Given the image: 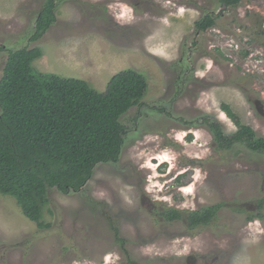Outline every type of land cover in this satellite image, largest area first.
<instances>
[{"label":"rangeland","instance_id":"obj_1","mask_svg":"<svg viewBox=\"0 0 264 264\" xmlns=\"http://www.w3.org/2000/svg\"><path fill=\"white\" fill-rule=\"evenodd\" d=\"M55 1L56 21L33 41L48 0H0V80L9 51L38 46L43 73L104 91L134 69L149 90L122 118L119 162L99 164L79 192H49L50 229L0 194V264H264V156L218 149L203 123L236 133L226 104L264 137L254 105L264 111V0L226 10L218 0ZM205 13L219 16L198 32ZM217 204V218L194 230L161 215Z\"/></svg>","mask_w":264,"mask_h":264},{"label":"trees","instance_id":"obj_2","mask_svg":"<svg viewBox=\"0 0 264 264\" xmlns=\"http://www.w3.org/2000/svg\"><path fill=\"white\" fill-rule=\"evenodd\" d=\"M242 1L218 0L224 10ZM55 10L56 1L48 0L37 16L33 41L56 21ZM218 16L205 13L195 23L197 31L211 29ZM42 52L38 46L9 51L0 80V194L14 198L27 219L48 230L52 227L45 221L49 192H79L99 164L119 162L128 134L122 118L144 105L149 84L143 73L127 69L99 91L85 80L39 71L34 62ZM222 108L238 130L227 135L219 123L204 118L218 149L227 151L241 144L264 156V137L242 124L230 106L222 104ZM221 206H205L187 216L169 208L161 215L171 223L188 221L194 230L212 223Z\"/></svg>","mask_w":264,"mask_h":264},{"label":"clouds","instance_id":"obj_3","mask_svg":"<svg viewBox=\"0 0 264 264\" xmlns=\"http://www.w3.org/2000/svg\"><path fill=\"white\" fill-rule=\"evenodd\" d=\"M256 102H258V101H256ZM260 102V101H259ZM255 103V102H254ZM255 108H256V112L259 114V115H261V116H264V111H263V107H262V105L260 106V104L258 105V108H260L261 110V112H262V114L261 113H259V111H258V109H257V105H255ZM215 142V141H214Z\"/></svg>","mask_w":264,"mask_h":264},{"label":"flooded vegetation","instance_id":"obj_4","mask_svg":"<svg viewBox=\"0 0 264 264\" xmlns=\"http://www.w3.org/2000/svg\"><path fill=\"white\" fill-rule=\"evenodd\" d=\"M254 105H256V102L254 103ZM143 202H144V198H143ZM260 207V206H259ZM172 223H174V222H172ZM192 257H189L188 258V262L190 263V261H192L191 263H194V262H196L195 260H193V259H191Z\"/></svg>","mask_w":264,"mask_h":264},{"label":"water","instance_id":"obj_5","mask_svg":"<svg viewBox=\"0 0 264 264\" xmlns=\"http://www.w3.org/2000/svg\"><path fill=\"white\" fill-rule=\"evenodd\" d=\"M260 104V102L258 101V102H256V105H257V109H258V111H259V113H261L262 114V112L260 111L261 109L260 108H258V105ZM263 115V114H262Z\"/></svg>","mask_w":264,"mask_h":264}]
</instances>
